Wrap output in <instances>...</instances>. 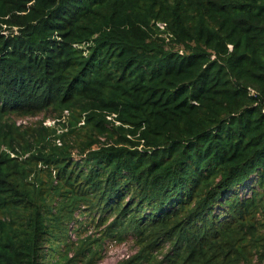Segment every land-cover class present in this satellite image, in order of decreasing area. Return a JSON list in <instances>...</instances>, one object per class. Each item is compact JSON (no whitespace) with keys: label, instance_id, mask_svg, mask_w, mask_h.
<instances>
[{"label":"trees","instance_id":"trees-1","mask_svg":"<svg viewBox=\"0 0 264 264\" xmlns=\"http://www.w3.org/2000/svg\"><path fill=\"white\" fill-rule=\"evenodd\" d=\"M130 237L264 264V0H0V264Z\"/></svg>","mask_w":264,"mask_h":264},{"label":"rangeland","instance_id":"rangeland-1","mask_svg":"<svg viewBox=\"0 0 264 264\" xmlns=\"http://www.w3.org/2000/svg\"><path fill=\"white\" fill-rule=\"evenodd\" d=\"M44 118V114L34 115V116H24L16 117L15 119L19 124L30 125ZM54 118L48 117L45 121L47 125H53L56 120ZM62 131V129H59ZM249 193L245 192V194ZM74 239L76 236L72 233ZM138 250V247L135 245V242L132 237L123 240L117 241L115 239H107L105 243V252L104 258L99 264H119L122 260L126 259L128 256L133 255Z\"/></svg>","mask_w":264,"mask_h":264}]
</instances>
